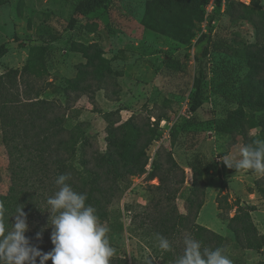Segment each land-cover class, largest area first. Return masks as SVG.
Masks as SVG:
<instances>
[{
	"label": "rangeland",
	"instance_id": "1",
	"mask_svg": "<svg viewBox=\"0 0 264 264\" xmlns=\"http://www.w3.org/2000/svg\"><path fill=\"white\" fill-rule=\"evenodd\" d=\"M78 1L3 0L0 5V76L12 69L22 70L31 53L40 56L46 51L47 74L44 79L34 81L38 88L50 83L41 98L56 102L60 115H65L67 130L82 123L90 141L84 148L77 145L78 152L72 160L77 170L83 167V160L92 161L93 151L107 150L106 119L119 124L131 120L142 131L135 145L136 154L143 149L150 131L155 132L154 142L145 150L148 163L145 172L130 178V186L109 207L108 219L100 221L110 230L108 235L115 254L130 260L140 257L147 260V264L159 263L157 254L151 248L142 247L141 237L131 235L129 229L135 228L133 223L140 220L139 207L149 204V186L160 184L157 178L150 180L149 174L153 172L157 151L164 149V155L170 152L185 171L187 187L193 184L192 159L200 155L207 162L206 197L196 223L226 239L224 254L232 264H264V248L262 253L249 249L243 243L246 234L237 237L229 225L230 218L239 210L238 203L240 208L254 207L250 214L258 233L264 237V196L256 186V182H260L264 188V175L247 171L232 173L223 159L240 158L246 143L240 135H219L215 131V121L237 108L239 80L247 74L245 66L234 61L230 68L234 69L231 72L236 81H225L218 72L225 70L230 59L223 51L212 52L205 61L208 80L204 105L192 112L190 100L198 72L195 43L193 47L186 46L145 27L147 4L152 0H111L109 5L88 17L77 18L75 27L70 29ZM231 1L243 3V0H227L225 7H220L212 36L218 34L233 48L252 49L257 43L263 45L264 33L247 22L230 21L227 6ZM252 1L264 8V0H249L248 6ZM80 45L99 46L103 58L110 63V71L106 70L94 82L90 80L93 86L88 95L77 97V91L65 89L68 80L76 77L77 68L85 67L86 60L73 52ZM89 97H94V101ZM2 128L0 121V195L7 196L12 177ZM118 133L121 138V131ZM250 137L264 140L260 129H252ZM225 165L228 170L223 169ZM222 195L228 203L221 199ZM186 196L185 190L176 200L178 214L184 217H187ZM142 217L146 219L145 215ZM150 219H147L148 224ZM190 227L191 223L186 221L183 229L187 236L191 235ZM30 235L26 233L33 242ZM146 241L151 242V237H146Z\"/></svg>",
	"mask_w": 264,
	"mask_h": 264
},
{
	"label": "trees",
	"instance_id": "2",
	"mask_svg": "<svg viewBox=\"0 0 264 264\" xmlns=\"http://www.w3.org/2000/svg\"><path fill=\"white\" fill-rule=\"evenodd\" d=\"M209 1L152 0L147 4L143 23L145 27L161 35L180 44L194 46L193 48L196 49L195 61L198 64V72L190 100L192 112H197L204 105L208 80L205 61L212 52L223 51L222 53L230 59L226 62L225 70L218 72L225 81L231 79L236 81L231 72L234 69L230 68L234 61L237 65L245 66L247 74L241 75L243 78L239 80L237 108L228 112L224 118L215 121V131L219 135H240L246 146L257 140L250 137L252 129H260L264 137V77L261 76L264 75V44L257 43L252 49L240 46L233 48L219 38L218 34L212 36L220 5L210 17L207 28L209 31L203 32L205 6ZM110 2L111 0L78 1L74 7L75 17L70 21L69 28L75 27L77 18H86L106 7ZM2 4L3 0H0V5ZM227 13L231 22H247L257 31L264 33V8L259 7L255 1H252L249 6L231 1L228 3ZM194 39H196L195 42H192ZM221 46L224 47L221 48ZM44 52L43 56H35L31 53L28 63L22 70L12 69L0 76L2 140L10 158L12 177L9 193L7 196L0 195V201H3L7 208L9 228L11 223H14L12 215L15 214L16 208L20 204L24 205L30 228L28 232L33 238L32 243L43 252H49L54 247L51 242L53 229L48 226L50 213L42 210L48 207L47 198L58 190L57 177L70 173L71 179L68 183L75 191L87 195V203L95 208L99 220L104 221L110 215L108 209L114 199L130 186V178L145 172L148 164L145 150L154 142L156 134L151 130L143 149L136 154L135 145L141 138L142 131L131 120L119 124L110 118L106 119L108 122L107 150L93 151L92 161L83 160V167L77 170L72 161L78 152L77 145L80 144L84 148L90 145V141L82 128V123L77 124L72 130H67L65 115H60L56 102L41 98L50 83L38 88L34 81L44 79L47 74L46 51ZM73 52L81 55L86 60V64L84 68H77L76 77L68 80L65 90L77 91L76 96L81 97L88 95V91L91 90L93 84H90V80L94 82L101 78L106 70L110 71V63L103 58L102 49L97 45H80L74 48ZM89 98L94 101V97ZM161 120L162 118H159V121ZM117 124L120 126L116 127ZM118 131L122 133L121 138ZM163 151L164 149L157 151L153 172L149 174L150 180L157 178L160 184L149 186V204L146 207H139L141 212L137 217L140 220L133 223L135 228L129 229V233L140 236L139 241L143 243L141 246L151 248L157 254L158 264L167 262L176 264L177 259L183 254L184 238L187 236L183 229L186 221L191 223L188 229L191 231L190 237L199 241L202 249L222 248L224 250L226 239L223 236L196 223L206 197L207 185L204 176L208 172L207 162L200 155L192 159L190 167L193 173V184L187 187L185 171L170 152L164 155ZM141 159L145 160L141 161ZM223 169L228 170L227 167ZM230 169L232 173L253 172ZM256 186L258 192L264 196V188L261 187L260 182H256ZM185 190L187 191L185 198L187 217L178 214L176 205L179 193ZM223 190L224 186L221 192ZM221 199L228 203L226 196L222 195ZM239 204L237 205L239 210L234 217L230 218L229 225L237 237L243 233L246 234L243 243L249 249L262 253L264 237L258 233L250 214L254 207L240 208ZM142 215H145L146 219ZM142 228L143 231L138 233V230ZM42 229L43 237L37 240L36 235ZM157 234L170 241L171 251L159 248ZM146 237H151L156 246L152 241L147 242ZM37 264H39V258ZM47 264H52V261L49 260ZM111 264H147V260L140 257H133L130 260L127 256L115 254Z\"/></svg>",
	"mask_w": 264,
	"mask_h": 264
},
{
	"label": "clouds",
	"instance_id": "3",
	"mask_svg": "<svg viewBox=\"0 0 264 264\" xmlns=\"http://www.w3.org/2000/svg\"><path fill=\"white\" fill-rule=\"evenodd\" d=\"M223 162L228 168L252 170L264 174V140H254L241 149L240 158L227 157ZM71 174H61L56 179L58 190L46 200L50 213L48 226L52 227L49 252L34 245L26 233L30 230L24 205L15 210L14 223L8 227L7 208L0 201V264H111L116 249L111 245L109 229L104 226L95 208L87 203V195L75 191L68 181ZM43 229L37 233L41 240ZM159 248L171 251L170 241L157 234ZM184 252L176 264H232L222 248L211 250L190 236L184 238Z\"/></svg>",
	"mask_w": 264,
	"mask_h": 264
},
{
	"label": "built area",
	"instance_id": "4",
	"mask_svg": "<svg viewBox=\"0 0 264 264\" xmlns=\"http://www.w3.org/2000/svg\"><path fill=\"white\" fill-rule=\"evenodd\" d=\"M226 1L227 0H210L208 4L205 6V21L202 24L203 32H207L208 24L210 22V17L215 12L216 8L220 5L222 6L223 9L226 5ZM243 3L248 5L249 0H243Z\"/></svg>",
	"mask_w": 264,
	"mask_h": 264
}]
</instances>
